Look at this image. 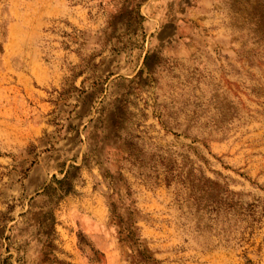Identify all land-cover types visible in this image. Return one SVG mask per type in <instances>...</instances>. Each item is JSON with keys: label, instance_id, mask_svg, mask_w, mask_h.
Returning a JSON list of instances; mask_svg holds the SVG:
<instances>
[{"label": "rangeland", "instance_id": "rangeland-1", "mask_svg": "<svg viewBox=\"0 0 264 264\" xmlns=\"http://www.w3.org/2000/svg\"><path fill=\"white\" fill-rule=\"evenodd\" d=\"M69 6L0 80V264H264V0Z\"/></svg>", "mask_w": 264, "mask_h": 264}, {"label": "crops", "instance_id": "crops-1", "mask_svg": "<svg viewBox=\"0 0 264 264\" xmlns=\"http://www.w3.org/2000/svg\"><path fill=\"white\" fill-rule=\"evenodd\" d=\"M22 4L13 0L10 5V22L0 39V80L14 79L17 85L31 91L35 84L54 83L53 71L42 64L41 51L36 39L41 37L49 24L71 17L69 0H49L37 14L29 18ZM34 89V88H33Z\"/></svg>", "mask_w": 264, "mask_h": 264}]
</instances>
